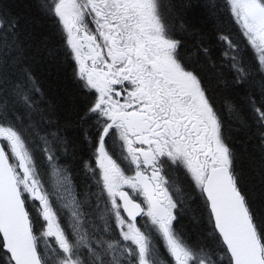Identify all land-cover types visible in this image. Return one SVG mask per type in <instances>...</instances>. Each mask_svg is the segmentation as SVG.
Masks as SVG:
<instances>
[{"label":"snow or ice","instance_id":"1","mask_svg":"<svg viewBox=\"0 0 264 264\" xmlns=\"http://www.w3.org/2000/svg\"><path fill=\"white\" fill-rule=\"evenodd\" d=\"M0 264H264V0H0Z\"/></svg>","mask_w":264,"mask_h":264}]
</instances>
